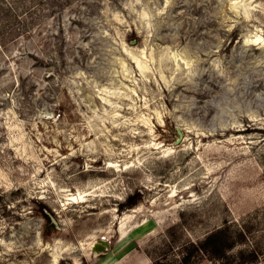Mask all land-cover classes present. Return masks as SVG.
<instances>
[{"label": "rangeland", "instance_id": "374dc122", "mask_svg": "<svg viewBox=\"0 0 264 264\" xmlns=\"http://www.w3.org/2000/svg\"><path fill=\"white\" fill-rule=\"evenodd\" d=\"M225 221L264 264V0H0V264H179Z\"/></svg>", "mask_w": 264, "mask_h": 264}, {"label": "trees", "instance_id": "16d2710c", "mask_svg": "<svg viewBox=\"0 0 264 264\" xmlns=\"http://www.w3.org/2000/svg\"><path fill=\"white\" fill-rule=\"evenodd\" d=\"M137 204L138 199L134 200L133 197H129L127 203L122 205L121 208H132ZM252 233V227L249 226L247 221L240 224L225 221L221 227L215 229L199 243L186 245L183 250V258L179 264H192L195 261L191 260H195L197 255L207 256L218 264H231V261L235 260H238L239 263H253L259 257L257 252V249H260L259 244L252 245L249 248L252 249L251 251L240 250L238 255H230V252L238 245L247 244ZM193 257L194 259H192ZM156 264L167 263L157 262Z\"/></svg>", "mask_w": 264, "mask_h": 264}, {"label": "water", "instance_id": "95a60500", "mask_svg": "<svg viewBox=\"0 0 264 264\" xmlns=\"http://www.w3.org/2000/svg\"><path fill=\"white\" fill-rule=\"evenodd\" d=\"M175 129L178 133V137H177L176 141L174 142V144L178 145L183 140L184 134L178 127H176ZM52 219L56 223L54 218H52ZM110 249H111L110 243L104 239H100V240L96 241L95 243H93V245L91 247V250L93 253H102V252H105V251L110 250ZM69 264H72V263H69Z\"/></svg>", "mask_w": 264, "mask_h": 264}]
</instances>
